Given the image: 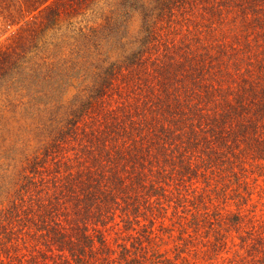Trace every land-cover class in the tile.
Segmentation results:
<instances>
[{
  "label": "trees",
  "instance_id": "trees-1",
  "mask_svg": "<svg viewBox=\"0 0 264 264\" xmlns=\"http://www.w3.org/2000/svg\"><path fill=\"white\" fill-rule=\"evenodd\" d=\"M0 264H264V0H0Z\"/></svg>",
  "mask_w": 264,
  "mask_h": 264
},
{
  "label": "rangeland",
  "instance_id": "rangeland-1",
  "mask_svg": "<svg viewBox=\"0 0 264 264\" xmlns=\"http://www.w3.org/2000/svg\"><path fill=\"white\" fill-rule=\"evenodd\" d=\"M166 223H167V224L169 223V220H168V219L166 220ZM169 224L171 225L172 223H169ZM110 235H112V237H113V236H114V233H112V234H110ZM170 244H173V242H169V244L166 243L165 246H167V245L170 246ZM164 248H165V247H164Z\"/></svg>",
  "mask_w": 264,
  "mask_h": 264
}]
</instances>
